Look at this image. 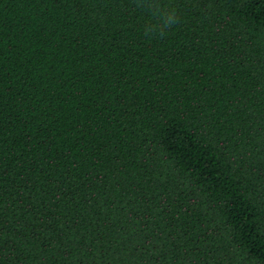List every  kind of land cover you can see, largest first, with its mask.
<instances>
[{"label": "trees", "instance_id": "obj_1", "mask_svg": "<svg viewBox=\"0 0 264 264\" xmlns=\"http://www.w3.org/2000/svg\"><path fill=\"white\" fill-rule=\"evenodd\" d=\"M0 264H264V0H0Z\"/></svg>", "mask_w": 264, "mask_h": 264}]
</instances>
